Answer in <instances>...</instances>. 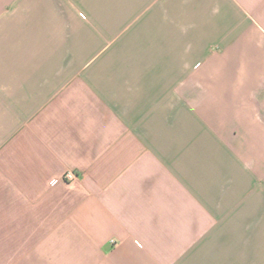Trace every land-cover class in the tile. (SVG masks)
Instances as JSON below:
<instances>
[{
    "label": "crops",
    "instance_id": "crops-1",
    "mask_svg": "<svg viewBox=\"0 0 264 264\" xmlns=\"http://www.w3.org/2000/svg\"><path fill=\"white\" fill-rule=\"evenodd\" d=\"M0 264H264V0H0Z\"/></svg>",
    "mask_w": 264,
    "mask_h": 264
},
{
    "label": "built area",
    "instance_id": "built-area-1",
    "mask_svg": "<svg viewBox=\"0 0 264 264\" xmlns=\"http://www.w3.org/2000/svg\"><path fill=\"white\" fill-rule=\"evenodd\" d=\"M73 178V176L71 175V174H69V173H67V174H65L63 177H62V179L63 180H71ZM57 182V179H55V180H53V182H52V184H54V183H56Z\"/></svg>",
    "mask_w": 264,
    "mask_h": 264
}]
</instances>
